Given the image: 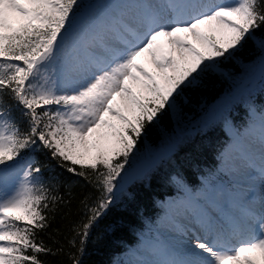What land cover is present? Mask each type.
Here are the masks:
<instances>
[{
  "label": "snow or ice",
  "instance_id": "obj_1",
  "mask_svg": "<svg viewBox=\"0 0 264 264\" xmlns=\"http://www.w3.org/2000/svg\"><path fill=\"white\" fill-rule=\"evenodd\" d=\"M262 27L264 0H0V264L63 252L38 237L70 200L34 153L96 191L67 241L82 264L93 227L131 198L126 173L147 127ZM222 155L249 183L226 204L222 187L189 194L188 223L166 214L128 264H264V107L249 106Z\"/></svg>",
  "mask_w": 264,
  "mask_h": 264
},
{
  "label": "trees",
  "instance_id": "obj_2",
  "mask_svg": "<svg viewBox=\"0 0 264 264\" xmlns=\"http://www.w3.org/2000/svg\"><path fill=\"white\" fill-rule=\"evenodd\" d=\"M264 40V27L248 38L243 46L229 58L222 59L206 73H202L199 86L186 88L163 115L150 124L141 137L129 167L145 149L155 148L160 144L163 134L169 132L176 122L174 113L195 117L203 109L220 98L227 89L244 73L243 65L256 60L262 53L259 47ZM257 109L264 107V83L253 99L245 104L235 103L230 114L231 132L244 127L249 121V106ZM225 124L215 122L205 129L195 131L181 142L171 154L160 160L142 178L128 186L131 198L125 197L113 205L91 230L82 264H125L122 256L130 250H137L141 238L148 236L149 229L165 211L162 200L165 196H175L184 189L197 190L201 185L199 176L209 177L219 163L217 156L231 138ZM42 165L45 178L56 180L60 193L68 205H60L52 214L50 227L39 234L46 245L55 249L63 247V252L56 256L41 255L46 264H70L68 239L71 227L80 222L82 209L80 201L92 198L96 191L82 178L54 166L46 152L34 153ZM139 160V159H138ZM128 167V168H129ZM179 178L181 183L176 182ZM98 234L103 238L97 240Z\"/></svg>",
  "mask_w": 264,
  "mask_h": 264
},
{
  "label": "rangeland",
  "instance_id": "obj_3",
  "mask_svg": "<svg viewBox=\"0 0 264 264\" xmlns=\"http://www.w3.org/2000/svg\"><path fill=\"white\" fill-rule=\"evenodd\" d=\"M264 59V54H260L258 58L251 63L247 65H243L244 73L241 74L238 78H235L234 83L227 89V92H225L220 98H218L216 101L211 103L205 110L199 112V114L195 117H191L189 115L174 113V117L176 122L173 125V128L169 131L163 134V137L160 141V144L151 149H145L143 152L139 154L137 157L138 159H143L148 156H150L154 150L157 148H168L171 152L174 151V149L184 140H186L188 137H190L195 131L205 129L207 126L215 123V122H221L225 124V126L231 130L230 126V112L233 109V106L236 102L239 104H245L249 99H253L255 94L262 89L263 83L261 82V60ZM141 63L145 65L150 71L153 70L152 66L147 63L144 59H141ZM225 101H230L228 104L227 109L223 108V105ZM226 117V118H225ZM234 131V130H233ZM231 132V131H230ZM231 143V140H230ZM226 150V149H225ZM223 151V153L225 152ZM222 153V154H223ZM221 154V163L219 166V172L220 174H224L227 176L228 181L230 182V185L232 186H244L249 183L248 177L243 173L233 174L230 170L231 165L226 164L225 160L223 158V155ZM132 160V159H131ZM224 185L219 180L216 181V188H223ZM225 192V189H224ZM216 195L215 191L213 192H207L204 193V196H209V198H212L211 195ZM230 193L227 191V193L224 196V203L226 204L228 202V198ZM202 196V194H201ZM188 196H186L184 199L182 198H166L162 204L164 208L167 210V214H172L177 216V219L188 223V216L184 215V208H183V202L187 199ZM164 219V218H163ZM162 219V220H163ZM161 220V221H162ZM162 231H164L162 229ZM136 250H130L128 253L124 254L122 256V259L124 260L125 264H128V262L132 259H134L132 253Z\"/></svg>",
  "mask_w": 264,
  "mask_h": 264
},
{
  "label": "water",
  "instance_id": "obj_4",
  "mask_svg": "<svg viewBox=\"0 0 264 264\" xmlns=\"http://www.w3.org/2000/svg\"><path fill=\"white\" fill-rule=\"evenodd\" d=\"M167 154L168 149H159L156 150L151 157L138 161L137 163L132 165L126 173L131 175V179H129L128 185L134 180L140 178L149 168H151L158 160L165 157Z\"/></svg>",
  "mask_w": 264,
  "mask_h": 264
}]
</instances>
